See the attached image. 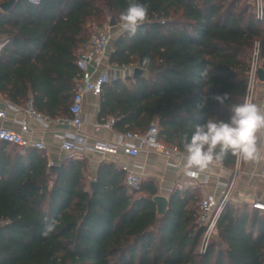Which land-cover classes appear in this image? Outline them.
Masks as SVG:
<instances>
[{
	"label": "trees",
	"instance_id": "obj_1",
	"mask_svg": "<svg viewBox=\"0 0 264 264\" xmlns=\"http://www.w3.org/2000/svg\"><path fill=\"white\" fill-rule=\"evenodd\" d=\"M141 2L148 19L136 35L119 34L109 63L143 74L104 86L98 122L114 118L122 134H145L156 125L160 141L184 154L182 138L195 125L211 116L227 120L230 106L245 101L256 48L264 71V17L248 0ZM125 7L126 0H16L0 18L7 41L0 95L16 105L32 99L49 119L70 118L87 25L106 13L118 18ZM205 66L209 74L202 77ZM224 93L230 98L223 105L212 99ZM235 161L229 154L218 164L232 169ZM48 165L45 150L0 141V264H264V212L228 206L218 223L219 243L201 253L200 187L174 190L160 215L155 182L129 189L112 161L99 165L89 186L86 158L67 156L57 171ZM52 219L58 224L45 237Z\"/></svg>",
	"mask_w": 264,
	"mask_h": 264
},
{
	"label": "built area",
	"instance_id": "obj_2",
	"mask_svg": "<svg viewBox=\"0 0 264 264\" xmlns=\"http://www.w3.org/2000/svg\"><path fill=\"white\" fill-rule=\"evenodd\" d=\"M30 4H39L42 0H26ZM253 5L256 9L257 17L263 19L264 4L263 0H254ZM92 30V34L88 42L83 46L81 53L78 54L76 66L80 72V78L76 81L75 92L69 108L70 118H62L59 121L69 123L75 133L67 136L61 143V149L68 157H77L78 150L73 139H77L84 125L85 101L88 95L101 97L103 88L110 82L109 72L113 65L109 63L110 52L116 35H119V29L116 26L109 24L108 26L100 27L97 23L92 22L88 26ZM0 45V49H1ZM124 70L123 80L127 77H132L135 68H122ZM259 48H256L250 66L247 83V96L252 102L264 104V96L258 98V91L261 82L258 78L259 71ZM25 112L32 119L49 120V118L37 113L33 108V100L30 99L25 105ZM7 118V109L0 107V121ZM116 120L110 118L105 122H97L94 125L96 132L113 131L115 129ZM31 130L29 123L23 121L20 123V130L14 131L4 126L0 127V141L7 144L18 146L22 149L35 148L45 150V145L41 141H33L30 137ZM79 139V138H78ZM127 141H135L137 145ZM261 146L264 147V141ZM93 149L112 159L117 157L119 153H123L130 159H137L143 151H153L159 155L174 159L181 155L175 147H168L159 139V131L156 125H153L145 134L127 133L123 135V140L118 144H110L105 142H97ZM250 161H246L239 156H236L234 167L231 169L228 179H220L210 192L205 194L199 203V225L203 229V235L199 250L204 253L213 243L218 234V223L225 209L232 205L235 207L248 204V206L260 212H264V202L251 197L248 202L247 197L240 199L236 197L239 190L242 177L246 173V168ZM50 168L55 166V163L49 161ZM122 170L126 174L125 183L129 189H138L142 183L140 176L129 165H121ZM175 167L183 172L186 183L195 182L200 184V177L203 172L192 169L186 170L184 164L180 161L175 162ZM250 175L253 177L259 176L264 178V160L259 167L258 172L253 171ZM209 176L205 174L201 179L202 186L208 185Z\"/></svg>",
	"mask_w": 264,
	"mask_h": 264
},
{
	"label": "crops",
	"instance_id": "obj_3",
	"mask_svg": "<svg viewBox=\"0 0 264 264\" xmlns=\"http://www.w3.org/2000/svg\"><path fill=\"white\" fill-rule=\"evenodd\" d=\"M2 4H0V6ZM3 14L4 12L0 8V18ZM88 26L89 25H87V28H89ZM118 36L119 35H116L115 39ZM6 43L7 41L0 36V45H2L0 52ZM83 46L84 45H82L79 49L77 56L81 53ZM115 68L117 71L112 80L123 79L124 70L117 66H115ZM263 96L264 83H261L259 86L258 98L260 99ZM100 102V97L93 95L87 96L85 101L84 125L78 135L79 139H73L79 152L76 158H86L88 160L89 173L92 176V181H95L98 167L103 161H112L118 166L129 165L142 180L154 181L159 190L158 195H163L167 198H169L171 193L176 189L194 187H200L203 197L212 190L220 179L225 180L229 178L231 169H226L220 164H215L211 166L209 170L204 171L200 177L201 184V179L205 174H207L209 176L208 185L202 186L197 184L196 181L186 183L183 172L175 167V162L177 161L184 164V154H181L174 159H167L153 151H143L137 159H130L123 153H119L117 157L112 159L101 155L93 149L97 142L102 141L110 144H118L121 140H123L124 134L117 132L115 129L113 131H95L94 125L98 122ZM0 107L7 109V118L4 121H0V127L4 126L8 129L19 131L20 123L27 121L31 130L29 137L33 141H41L44 143L45 152L49 161L58 165L65 157H67L66 153L61 149V143L67 136L75 133V129L69 123H62L59 121L60 119L42 121L32 119L25 112V105H16L11 103L2 95H0ZM127 142L137 145L135 141ZM262 160L264 159L254 162L250 161L249 166L246 168V173L242 177L239 190L236 193L237 198L241 196L240 199L244 197L246 199L247 197V201L249 202L251 197L255 196L257 199L264 202V178L259 176L253 177L250 175L253 171L258 172ZM244 205L248 206V204Z\"/></svg>",
	"mask_w": 264,
	"mask_h": 264
},
{
	"label": "clouds",
	"instance_id": "obj_4",
	"mask_svg": "<svg viewBox=\"0 0 264 264\" xmlns=\"http://www.w3.org/2000/svg\"><path fill=\"white\" fill-rule=\"evenodd\" d=\"M148 7L141 0H126V7L118 17V29L121 34L136 35L139 27L148 19ZM151 63L149 57H144L143 65ZM207 66L201 76L207 77ZM230 94H217L212 97L223 105L229 100ZM204 101L197 105L203 108ZM264 104L246 99L244 102L230 106V116L227 120L216 116L209 117L205 123L194 126L190 136L182 138L184 148V167L186 170L196 169L204 172L211 166L223 161L229 154L239 156L246 161L264 159ZM58 221H46L42 235L51 234Z\"/></svg>",
	"mask_w": 264,
	"mask_h": 264
},
{
	"label": "water",
	"instance_id": "obj_5",
	"mask_svg": "<svg viewBox=\"0 0 264 264\" xmlns=\"http://www.w3.org/2000/svg\"><path fill=\"white\" fill-rule=\"evenodd\" d=\"M15 4H16V0H10L8 2L3 3L0 6V8L4 13H6L10 9H12ZM142 74H143V70L140 68H136L134 71L133 77L136 79L140 77ZM258 78L261 83H264V71L262 69H259L258 71ZM57 169L58 167L52 168L53 171H57ZM95 185H96L95 182L91 184L92 189H94ZM153 200L157 204L158 214L164 215L169 205V199L166 196L157 195L156 197H154Z\"/></svg>",
	"mask_w": 264,
	"mask_h": 264
},
{
	"label": "rangeland",
	"instance_id": "obj_6",
	"mask_svg": "<svg viewBox=\"0 0 264 264\" xmlns=\"http://www.w3.org/2000/svg\"><path fill=\"white\" fill-rule=\"evenodd\" d=\"M248 1L253 3L254 0H252V1L251 0H248ZM263 4H264V0H263ZM94 22L97 23L99 26L104 27V28L106 26H108L109 24H113V25H115L117 27L116 30H118V18L113 17L109 13H106V15H105V17L103 19H101V20L95 19ZM88 31H89V38H90V36H91V34L93 32H92V30L90 28H88ZM89 38H88V40H89ZM116 71L117 70H116L115 66H113L111 68L110 72H109V79H110V81L116 75ZM91 180H92V176H91L90 173H88V186H89V183H90ZM213 243H219V239L216 237L215 240L213 241Z\"/></svg>",
	"mask_w": 264,
	"mask_h": 264
}]
</instances>
